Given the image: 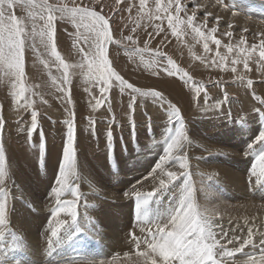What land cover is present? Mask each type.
Masks as SVG:
<instances>
[{
    "label": "rangeland",
    "instance_id": "rangeland-1",
    "mask_svg": "<svg viewBox=\"0 0 264 264\" xmlns=\"http://www.w3.org/2000/svg\"><path fill=\"white\" fill-rule=\"evenodd\" d=\"M50 2L55 3L57 0ZM65 2L71 3V0ZM76 2L91 3V0ZM138 3L139 0H121L117 5L116 0H103L104 11L113 16L112 27L117 38L121 31L125 35L133 34L131 28L134 21L139 20L136 11ZM181 3L187 6L188 14L196 8L198 23L203 22L206 11L213 13L207 29L216 26V16L221 17L214 35L223 45L230 42L237 44L242 35L245 37V46L259 45L260 36L257 34H264V0H233L235 8L227 12L216 4V0H181ZM149 4L154 6V0H149ZM129 5L136 6L131 13L132 19H129L127 11ZM113 9L119 10L113 14ZM233 11L237 15L234 16ZM15 12L17 16H26L21 8ZM181 16H184L183 12ZM152 23L146 19L140 20L142 27L133 35L147 40L146 33L152 31ZM229 24L234 27L229 29ZM57 27L60 36L58 50L66 62L76 63L80 57L72 48L71 39L65 35V29H74L64 23H58ZM162 27L167 29L166 21ZM245 29L247 31H243ZM229 31L232 32L231 37L224 35ZM143 40L140 47H143ZM161 40L164 41L162 45ZM157 46L194 80L207 86L209 105L223 99L221 89L215 86L216 81L223 83L231 102L224 104L222 111L213 110L202 114L205 107L203 93L194 99V94L179 77H169L163 72L159 76L152 75L153 69L145 67L151 59L147 54L143 57L145 64H142L141 57L137 56L133 61L123 48L110 45L109 58L129 82L137 87L162 91L181 108L191 140L188 155L197 203L202 209H207L209 214H219L218 222L229 231L230 237L246 236L248 227H252L257 233L254 239L259 244V233L264 232V181L257 183L256 177H250L253 156L244 155L247 145L264 129V113L255 111L256 107H260L259 101L253 99L251 90L238 82L233 83L231 71L205 67L195 59L196 56L204 55V51L202 44L193 40L191 34L180 41L165 31L149 44L153 50ZM210 48L214 54L216 46L210 43ZM225 51V48H220L222 54ZM237 68L238 74L254 81L256 95L264 99V84L261 83L264 81V72L256 71L255 62H250L252 70L249 72H245L243 64L237 65ZM26 74L29 85L42 86L40 90L45 93L48 103L40 104L37 101L40 128L26 142L25 124L30 122V114L23 113L21 118L16 116L11 106V89L6 82L0 83V106L6 119L0 140L6 150V169L11 176L8 181L12 203L10 228L22 241V247L17 250L8 251L7 255L0 253V264H49L45 225L55 201L48 197L47 192L57 174L67 133L66 125L62 122L66 119L65 105L56 98L58 94L54 89L47 87L48 74L31 53L26 62ZM52 74L59 75L55 67ZM72 79L78 171L82 177L80 191L84 193L79 212L90 217L92 222L86 225V231L62 239L53 253V259L58 264H101V261L107 264L113 255L119 253L116 264H129L123 256L124 252L132 248L128 233L135 231L139 235V228L133 229L132 225L136 201L123 198V193L147 175L159 159L166 139L167 119L159 105L153 104L151 99L143 100L142 103L138 100L137 123L134 128H130L127 124V95L121 96L119 90L114 89L112 113L108 112L106 106L94 112L88 104V96L84 92L86 85L79 70H76ZM113 113L121 126L115 127L111 139H106L104 133L107 121L111 120ZM145 113L153 117L149 123ZM21 119L23 123H20ZM89 119L97 121L95 135L89 127ZM182 183L183 180L178 179L166 192L153 199L147 208L148 213L158 215L169 208L176 201ZM152 186L151 179L140 185L145 191H150ZM233 228L237 229L235 233L231 231ZM11 244L9 236L6 246ZM236 246L238 244L228 245ZM252 251L250 246L246 247L245 253L237 254L228 264H242L247 259L244 255ZM256 252L258 256L259 248Z\"/></svg>",
    "mask_w": 264,
    "mask_h": 264
},
{
    "label": "snow or ice",
    "instance_id": "snow-or-ice-1",
    "mask_svg": "<svg viewBox=\"0 0 264 264\" xmlns=\"http://www.w3.org/2000/svg\"><path fill=\"white\" fill-rule=\"evenodd\" d=\"M117 5L121 0H116ZM216 4L224 11H232L235 8L233 0H216ZM135 5H129L127 11L129 19ZM21 8L26 16H17L15 10ZM119 9H113V14ZM139 20L134 21L131 33L136 34L142 27L140 20L152 21V31L147 32V40L139 35L123 34L119 38L115 36L113 16L104 11L103 0H91V3H71L65 0H0V83H7L11 89V106L15 109L17 117H23V113L30 114V122L25 124L27 141L32 133L40 128V112L37 110V101L47 104L45 93L41 91V85H29L27 83L26 62L31 53L43 66L48 74V88L54 89L58 94L56 98L65 105L67 128L66 138L63 143L61 159L55 179L49 188L47 195L55 201L46 219L45 232L47 240V258L49 264H58L53 259L55 249L62 239L70 237L82 231H86V225L91 223V218L79 212L80 201L84 193L80 191L82 177L78 171L77 159V124L74 100L72 95L73 75L76 70L82 76L85 87L84 92L88 96V104L95 112L106 106L112 113L114 106L113 90L118 89L121 96H128L127 124L130 128L136 125V112L138 100L151 99L153 104L159 105L167 119L166 139L163 151L159 159L147 175L132 184L124 193L123 198H131L136 201V209L132 221L133 229L139 228V235L130 231L128 236L132 244L131 251L124 252L123 256L129 264H228L234 260L237 254H243L246 247H251L252 252H247V259L242 264H264V232L259 233L257 244L254 237L257 235L252 227H248L246 236H229V231L218 222L219 214H209L207 209H202L196 200V189L190 171V157L188 147L191 140L188 135V126L182 114L181 108L169 100L162 91L151 87H137L134 83L117 70L113 60L109 58V46L123 48L133 61L135 57H141V63L145 64L143 57L147 54L151 59L145 67L152 68V75L159 76L161 72L169 77H179L184 85L197 99L203 93L205 107L202 114L208 111H222L224 104H229L230 97L224 91L223 83L215 82V86L221 89L223 99L209 105L210 97L207 86L197 82L184 69L176 65L175 61L167 56L157 46L155 50L149 48V44L165 31L172 37L182 41V38L191 34L193 40L202 44L204 55L196 56L205 67L218 68L221 71H231L233 83H239L252 91L253 99L259 101L260 107L255 111L264 113V99L256 95L254 81L246 79L243 74H238L237 65L243 64L245 72H249L250 62H255L256 71L264 72V34L258 33L260 43L245 46V37L242 35L237 44L231 42L223 45L214 34L218 31L221 17L216 16V26L207 29L211 12L204 13L202 23L197 22V11L193 8L191 14L187 13V6L182 5L181 0H154V6L149 0H139L136 7ZM184 16H181V13ZM233 15H237L233 11ZM159 21V23H155ZM167 22V29L162 27ZM58 23L70 24L74 31L65 29V35L72 41L80 59L76 63H68L58 50L60 39ZM127 27V25H126ZM146 27V26H145ZM229 29L234 26L228 25ZM243 31H247L246 29ZM224 35L231 37L232 32ZM167 39V37H165ZM143 40V47L140 42ZM164 43L161 40V45ZM210 43L216 46L213 54ZM226 51L222 54L220 48ZM211 54V58H209ZM229 64L231 67L229 68ZM55 67L59 75H53ZM264 84V81H261ZM148 123L153 119L145 113ZM24 120L21 119L20 123ZM5 116L0 106V135H2ZM92 134L97 131V121L88 120ZM116 115L113 113L111 120L107 121V130L104 133L106 139H111L115 127H120ZM150 126V124H149ZM264 129L255 139L247 145L245 156H253L250 177H256L257 183L264 181ZM222 154V153H221ZM6 150L0 140V253L6 255L8 251H15L22 247V241L10 228V191L8 181L11 179L6 169ZM176 169V170H172ZM151 179L153 186L150 191L140 187L143 182ZM178 179H182L179 195L176 201L163 213L150 215L147 211L150 202L166 192ZM211 179V177H209ZM65 197H71L66 199ZM15 199V197H13ZM90 205H86L88 207ZM233 228L231 231L236 232ZM12 244L6 246L8 237ZM238 244L236 247L228 245ZM259 248L257 256L256 249ZM119 253L113 255L107 264H116ZM101 264H105L101 261Z\"/></svg>",
    "mask_w": 264,
    "mask_h": 264
},
{
    "label": "bare ground",
    "instance_id": "bare-ground-1",
    "mask_svg": "<svg viewBox=\"0 0 264 264\" xmlns=\"http://www.w3.org/2000/svg\"><path fill=\"white\" fill-rule=\"evenodd\" d=\"M228 18H230V17H228ZM137 75V74H136ZM154 210V209H153ZM157 211V210H156ZM163 211V210H162ZM27 246H29V245H27ZM24 247V246H23ZM7 255V254H6ZM8 257V256H7ZM23 257V256H22Z\"/></svg>",
    "mask_w": 264,
    "mask_h": 264
}]
</instances>
